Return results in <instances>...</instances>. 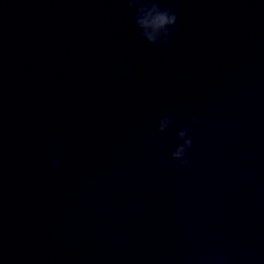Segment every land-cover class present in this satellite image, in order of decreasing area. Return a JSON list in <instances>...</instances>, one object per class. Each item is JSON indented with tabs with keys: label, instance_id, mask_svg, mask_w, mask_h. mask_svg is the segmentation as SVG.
Listing matches in <instances>:
<instances>
[{
	"label": "clouds",
	"instance_id": "9594fccd",
	"mask_svg": "<svg viewBox=\"0 0 264 264\" xmlns=\"http://www.w3.org/2000/svg\"><path fill=\"white\" fill-rule=\"evenodd\" d=\"M129 8H135V23L140 29L143 38L152 45L167 46L172 36V30L176 26L177 14L170 8L162 7V0H127ZM129 73L125 70L122 75ZM175 122L174 113H168L159 118L156 125V132L165 133ZM198 125V120L193 117L185 122V127L177 132V138L180 141L171 152V158L179 161L181 165L187 164V152L193 145V139L188 135L191 126ZM53 170L60 168L59 159L50 163ZM99 183L98 178L89 181V187H95Z\"/></svg>",
	"mask_w": 264,
	"mask_h": 264
}]
</instances>
